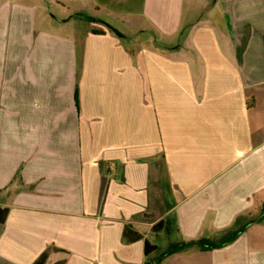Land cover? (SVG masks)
I'll return each mask as SVG.
<instances>
[{
    "label": "crops",
    "instance_id": "obj_1",
    "mask_svg": "<svg viewBox=\"0 0 264 264\" xmlns=\"http://www.w3.org/2000/svg\"><path fill=\"white\" fill-rule=\"evenodd\" d=\"M39 1L0 0V264L151 263L249 220L157 264H264V0H53L123 36L81 42Z\"/></svg>",
    "mask_w": 264,
    "mask_h": 264
},
{
    "label": "trees",
    "instance_id": "obj_2",
    "mask_svg": "<svg viewBox=\"0 0 264 264\" xmlns=\"http://www.w3.org/2000/svg\"><path fill=\"white\" fill-rule=\"evenodd\" d=\"M79 17V16H77ZM82 17L85 21L90 22V23H97L100 25H103L106 29L112 31L117 37L123 38L121 34L113 30L111 27H109L107 24L96 20L91 17H85V16H80ZM91 33L94 35H103L104 32L99 29H92ZM3 212V218L1 221L4 220L6 211ZM264 216V207L261 212V217ZM260 217V219H261ZM260 219L258 221H260ZM255 220H249L248 222L241 224L239 221H236L234 226L227 229L218 239H207V238H202L199 240H194V241H180V242H175V243H170L163 251L159 253V256L156 259V262H145V264H157L159 261L164 260L172 255L182 253L188 249H197L199 251H210L213 249H218L222 248L232 242L235 241V239L250 225L254 224ZM163 224V223H162ZM158 225H161V222L158 223ZM155 232V229H153ZM145 248L149 247V252H145V255L147 256L149 253L159 251V248L155 245H150L147 241L144 242ZM47 259V252L42 253L39 258L33 263V264H45ZM60 264H64L61 262Z\"/></svg>",
    "mask_w": 264,
    "mask_h": 264
},
{
    "label": "rangeland",
    "instance_id": "obj_3",
    "mask_svg": "<svg viewBox=\"0 0 264 264\" xmlns=\"http://www.w3.org/2000/svg\"><path fill=\"white\" fill-rule=\"evenodd\" d=\"M37 7V23H38V28L40 29H52L53 31L64 35L68 37H72L76 39L77 42H81L82 40V34L84 31L88 28L90 23H86L84 21H76V20H69L67 25L62 24V17L66 14V12H63L54 2L53 0H40L39 2L36 3ZM206 7L200 8L199 12L197 13L198 18L201 21H205V16H206ZM53 21L55 24L50 27L44 26V24L48 25V21ZM92 26V25H91ZM150 36H153L150 33ZM148 36L143 35V34H138L137 36H132L130 37V44L133 43H139L143 42L147 39ZM171 42V40H169ZM220 236L217 237V239ZM151 241L156 243L158 246H163L162 239L160 238H151Z\"/></svg>",
    "mask_w": 264,
    "mask_h": 264
}]
</instances>
